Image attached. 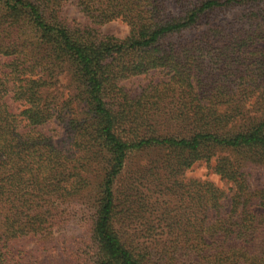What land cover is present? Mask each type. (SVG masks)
<instances>
[{
  "label": "trees",
  "instance_id": "16d2710c",
  "mask_svg": "<svg viewBox=\"0 0 264 264\" xmlns=\"http://www.w3.org/2000/svg\"><path fill=\"white\" fill-rule=\"evenodd\" d=\"M65 4L92 24L121 19L128 35L66 22ZM237 5L243 13L216 23ZM259 43L264 0H0V264H42L12 248L17 238L71 264H264V211H255L264 188L247 180L249 162L264 165ZM154 70L168 79L137 93L120 84ZM52 122L65 148L44 130ZM147 150L161 153L150 168L160 190L190 208L161 226L165 239L139 247L120 234L129 210L114 185L129 156ZM212 159L231 184L227 213L222 189L183 178ZM73 209L81 220L89 212L87 228L65 237Z\"/></svg>",
  "mask_w": 264,
  "mask_h": 264
},
{
  "label": "rangeland",
  "instance_id": "374dc122",
  "mask_svg": "<svg viewBox=\"0 0 264 264\" xmlns=\"http://www.w3.org/2000/svg\"><path fill=\"white\" fill-rule=\"evenodd\" d=\"M235 9L228 8L218 12L216 15V23L227 24L231 23V19L243 13L239 10L241 5H237ZM61 17L66 22L75 21L82 26H91L95 28L101 35H110L119 39H123L128 35L129 26L121 19H113L102 24H92L91 20L87 18L79 9L73 4H65L61 8ZM225 40H227L225 38ZM260 47H264V43H259ZM204 58L208 59V55L204 54ZM3 60L0 56V62ZM168 75L165 70H154L146 74L132 77L120 82L126 89L134 90V93L140 91L143 87L149 84H156L161 81H166ZM233 77H230L232 80ZM66 86L65 78H61V86ZM68 89V87H66ZM6 101L10 105V109L15 111L17 104L10 100L8 96ZM47 134L52 135V142L58 148H65L67 145V134L63 127L57 123L52 122L44 126ZM161 158V153L157 150H147L144 152L132 154L129 156L126 164L119 174L115 185V195L119 201L120 207L128 209L125 211L123 218L118 221L119 231L122 238L128 243H135L139 247L152 245L154 240L165 239L163 228L166 223L171 221L173 216H177L179 212L189 210V206L185 205L183 200L175 192H166L160 190L159 181H156L153 176V171L150 169L155 166V162ZM205 162H197L183 173L184 179H196L200 181H208L225 193V198L221 201L220 211L227 213L230 209L229 187L230 183L226 179L221 178L218 174L213 172L211 165ZM253 162V161H252ZM248 163L247 180L251 189L260 190L264 188V165ZM164 183V182H162ZM160 190V191H159ZM138 208H141L140 210ZM146 210V211H145ZM264 211L255 209V211ZM79 213V209H73L71 216L61 225V232L65 237L82 236L85 230L82 225L89 216L86 213V219L81 220V214L75 215L74 212ZM137 211V212H135ZM129 212V217L126 213ZM162 213L165 221H162ZM148 228V229H147ZM13 249L22 250L25 252L24 257L28 258L34 256L40 260L42 264H71L64 259L58 252L50 248H44L39 242L30 238H17L10 242Z\"/></svg>",
  "mask_w": 264,
  "mask_h": 264
}]
</instances>
